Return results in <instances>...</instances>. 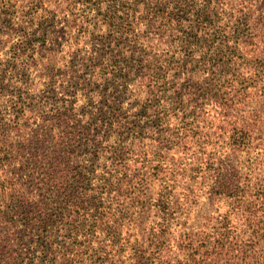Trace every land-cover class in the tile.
I'll use <instances>...</instances> for the list:
<instances>
[{
	"label": "trees",
	"instance_id": "1",
	"mask_svg": "<svg viewBox=\"0 0 264 264\" xmlns=\"http://www.w3.org/2000/svg\"><path fill=\"white\" fill-rule=\"evenodd\" d=\"M0 1L13 15L17 0ZM29 2L21 11L24 18L40 10L44 21L59 29H107L106 37H96L99 48L119 64L120 78L132 71L144 88L146 97L133 103L138 113L158 108L162 98L176 112L208 99L223 112L236 109L228 144L248 154L250 128L264 120L263 105L241 111L248 94L264 95V15L255 13L264 0ZM16 18L6 27L13 29L21 16ZM132 29L167 35L168 49L137 59L116 54L108 42L125 43V32ZM138 45L132 48L138 51ZM3 84L0 74V95ZM42 91L40 103L55 100L54 88ZM123 99L121 89L106 92L98 113L78 111L87 116L84 122L74 112L75 99L55 100L34 117H25L29 106L22 97L6 99L0 110V264H264V176L212 169L216 191L209 199L227 201L228 210L204 212L190 224L194 192L184 186L179 198L158 182L165 166L157 153L136 152L118 139L107 143L114 125L126 123ZM184 130L174 145L189 138ZM214 130L197 132L201 139L192 160L201 159L196 155L204 154L211 135L224 127Z\"/></svg>",
	"mask_w": 264,
	"mask_h": 264
},
{
	"label": "rangeland",
	"instance_id": "2",
	"mask_svg": "<svg viewBox=\"0 0 264 264\" xmlns=\"http://www.w3.org/2000/svg\"><path fill=\"white\" fill-rule=\"evenodd\" d=\"M29 1L17 0L10 8L14 11L11 16L6 8L8 5L0 1V74L4 83L0 95V110L5 109L6 99L20 96L29 106L25 107V117H34L38 108L44 111L55 100L60 102L63 98L75 99L74 112L84 122L87 116H82L78 111L98 113L105 93L110 94L115 88L121 89L124 96L122 112L126 123L122 126L114 125L115 129L108 134L107 143L118 139L126 145H133L132 149L136 152L157 153L159 162L165 166V172L158 177V182L169 185L174 191L173 194L179 198L178 194L184 186L190 187L194 192L196 202L189 203L188 210L190 224L204 212L214 214L228 210L227 201L209 199L216 191L215 173L212 169H219V173L235 168L242 176H264V120L261 127L254 125L250 128L253 139L247 154L245 151L234 152L228 144L229 123L237 121L236 109L223 112L222 106L212 99L204 103L198 102L196 105L192 102L182 109L183 111L176 112L173 106L162 98L158 108L153 106L146 113H138L139 108L133 103L137 98L146 97L144 88L132 71L126 80L120 78L122 71L118 69L119 64L114 62L110 55H104L99 48L102 43L97 42L96 37H106L107 29H59V24L48 25L44 21L45 14L42 15L40 10L32 12L30 18H24L21 11L30 7ZM46 8L53 10L54 6L46 3ZM255 13L264 15V4ZM18 16H21V19L13 29L6 27L10 17L16 21ZM60 30L65 32V39L62 38ZM156 33L152 29H132L125 32V43L118 44L110 40L108 44L112 45L111 49H115L116 54L131 55L137 59L143 53H161L168 49V36ZM134 43L139 44L140 50L132 48ZM48 48H51V51H48ZM99 53L102 56L99 57ZM85 62L88 65H85ZM203 75L200 72L198 78L202 79ZM45 87L54 88L56 96L55 100L48 99L47 104L40 103L39 100L45 93L42 91ZM200 103L202 105H199ZM262 105L264 106V95L252 92L245 97L241 111L252 112ZM192 120L197 122L190 124ZM137 121L139 123L134 130L128 129L131 125L129 123ZM219 125L223 126L224 130L216 134L217 136L211 135V144L206 143L204 154L196 155L201 159L195 158L194 162L191 155L196 152L197 140L201 139L197 132H213ZM184 127L196 131L190 134L185 132ZM182 130L184 132L181 134H186L189 138L181 140V146L174 145L176 135ZM260 130H263L261 139L258 138ZM257 143H261L260 148H256ZM159 153H162V157ZM151 158L153 159V155ZM193 165H198L200 169H193Z\"/></svg>",
	"mask_w": 264,
	"mask_h": 264
}]
</instances>
